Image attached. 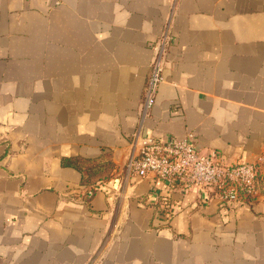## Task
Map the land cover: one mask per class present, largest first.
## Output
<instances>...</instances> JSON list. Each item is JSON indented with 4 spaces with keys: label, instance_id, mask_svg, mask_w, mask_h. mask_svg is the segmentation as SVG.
<instances>
[{
    "label": "crops",
    "instance_id": "obj_1",
    "mask_svg": "<svg viewBox=\"0 0 264 264\" xmlns=\"http://www.w3.org/2000/svg\"><path fill=\"white\" fill-rule=\"evenodd\" d=\"M189 132L262 158L258 194L227 204L127 169L144 138ZM103 152L87 201L63 158ZM0 264H264V0H0Z\"/></svg>",
    "mask_w": 264,
    "mask_h": 264
},
{
    "label": "built area",
    "instance_id": "obj_2",
    "mask_svg": "<svg viewBox=\"0 0 264 264\" xmlns=\"http://www.w3.org/2000/svg\"><path fill=\"white\" fill-rule=\"evenodd\" d=\"M172 39L167 27L152 46L151 70L145 87L147 107L155 102L164 80V56ZM193 140L194 132L181 138L172 135L144 138L137 152L129 157L126 167L140 177L159 178L169 189L208 190L222 203L237 205L258 194L262 158L229 162L218 152H202ZM96 188L95 185L82 186L85 200L93 198ZM160 208L167 221L170 212L162 211V208H171V205L161 203Z\"/></svg>",
    "mask_w": 264,
    "mask_h": 264
},
{
    "label": "trees",
    "instance_id": "obj_3",
    "mask_svg": "<svg viewBox=\"0 0 264 264\" xmlns=\"http://www.w3.org/2000/svg\"><path fill=\"white\" fill-rule=\"evenodd\" d=\"M63 163L78 168L82 173L83 186L98 187L106 181L113 168L110 152H103L98 157L88 158L72 156L63 158Z\"/></svg>",
    "mask_w": 264,
    "mask_h": 264
}]
</instances>
